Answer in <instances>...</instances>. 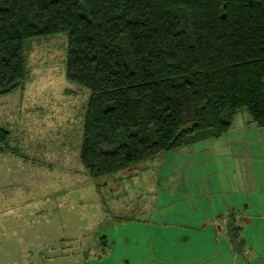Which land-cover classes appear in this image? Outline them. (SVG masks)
Wrapping results in <instances>:
<instances>
[{"label":"trees","instance_id":"trees-1","mask_svg":"<svg viewBox=\"0 0 264 264\" xmlns=\"http://www.w3.org/2000/svg\"><path fill=\"white\" fill-rule=\"evenodd\" d=\"M60 33L68 79L90 90L92 178L217 138L242 109L264 128V0H0V96L25 80L26 41Z\"/></svg>","mask_w":264,"mask_h":264},{"label":"rangeland","instance_id":"rangeland-1","mask_svg":"<svg viewBox=\"0 0 264 264\" xmlns=\"http://www.w3.org/2000/svg\"><path fill=\"white\" fill-rule=\"evenodd\" d=\"M68 48L66 33L26 41L25 80L0 96V129L9 132L0 142V187L12 168L25 174V183L36 172V183L43 181L51 194L30 196L46 204L28 208L16 204L29 198L7 197L0 189V264H124L125 256H118L136 253L153 235L142 222L154 203L147 181L151 176L154 182V174L146 161L99 178L81 163L90 90L68 79ZM237 114L241 124L250 120L245 109ZM7 155L18 159L6 162ZM54 202L60 211H52Z\"/></svg>","mask_w":264,"mask_h":264},{"label":"crops","instance_id":"crops-1","mask_svg":"<svg viewBox=\"0 0 264 264\" xmlns=\"http://www.w3.org/2000/svg\"><path fill=\"white\" fill-rule=\"evenodd\" d=\"M237 115L217 138H199L146 160L154 174L152 183L147 176L154 203L142 222L153 235L136 253L118 256H125L124 264H264V128L249 119L241 124ZM8 156L11 163L18 159L7 155L6 162ZM6 171L3 193L29 198L16 205L46 204L30 197L51 195L43 181L36 183V172L25 183L22 171ZM52 205L60 211V204ZM233 221L242 228L238 239L230 234Z\"/></svg>","mask_w":264,"mask_h":264}]
</instances>
